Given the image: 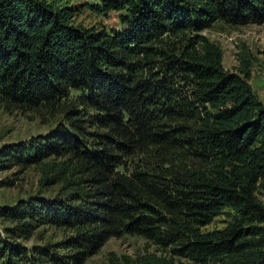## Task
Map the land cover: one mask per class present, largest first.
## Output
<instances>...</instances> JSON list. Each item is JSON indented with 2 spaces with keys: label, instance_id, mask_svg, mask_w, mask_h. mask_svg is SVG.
Returning <instances> with one entry per match:
<instances>
[{
  "label": "trees",
  "instance_id": "trees-1",
  "mask_svg": "<svg viewBox=\"0 0 264 264\" xmlns=\"http://www.w3.org/2000/svg\"><path fill=\"white\" fill-rule=\"evenodd\" d=\"M94 1L117 28L76 24L65 0H0V107L55 121L0 150L40 188L0 207V264H84L123 236L145 245L115 264H264V103L251 59L226 70L203 35L263 24L264 0ZM45 226L61 241L25 247Z\"/></svg>",
  "mask_w": 264,
  "mask_h": 264
},
{
  "label": "rangeland",
  "instance_id": "rangeland-1",
  "mask_svg": "<svg viewBox=\"0 0 264 264\" xmlns=\"http://www.w3.org/2000/svg\"><path fill=\"white\" fill-rule=\"evenodd\" d=\"M75 9L74 22L85 27L97 29H115L119 25L118 13L97 15L88 5L94 0H65ZM203 35L220 45L223 66L231 72L237 71L239 58L251 59L249 83L255 94L264 103V23H250L244 26H214ZM52 119L42 121L33 114L24 115L15 111H5L0 107V150L29 141L37 136H47L54 129ZM39 173L36 168L22 170L20 167L0 168V207H13L18 200L37 197ZM51 193V192H50ZM41 197L48 195L43 193ZM47 194V195H46ZM40 197V196H39ZM259 199L264 203V192H259ZM223 218L216 219L213 227L222 228ZM1 226V225H0ZM62 235L51 227H42L24 246H44L61 241ZM145 241L139 237L123 236L109 239L97 254L88 258L84 264H115L122 255L134 256L143 250Z\"/></svg>",
  "mask_w": 264,
  "mask_h": 264
}]
</instances>
